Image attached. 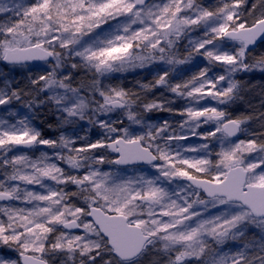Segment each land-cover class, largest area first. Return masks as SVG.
I'll return each mask as SVG.
<instances>
[{
  "label": "snow or ice",
  "instance_id": "1",
  "mask_svg": "<svg viewBox=\"0 0 264 264\" xmlns=\"http://www.w3.org/2000/svg\"><path fill=\"white\" fill-rule=\"evenodd\" d=\"M0 264H264V0H0Z\"/></svg>",
  "mask_w": 264,
  "mask_h": 264
},
{
  "label": "rangeland",
  "instance_id": "2",
  "mask_svg": "<svg viewBox=\"0 0 264 264\" xmlns=\"http://www.w3.org/2000/svg\"><path fill=\"white\" fill-rule=\"evenodd\" d=\"M129 79H131V78H129Z\"/></svg>",
  "mask_w": 264,
  "mask_h": 264
},
{
  "label": "trees",
  "instance_id": "3",
  "mask_svg": "<svg viewBox=\"0 0 264 264\" xmlns=\"http://www.w3.org/2000/svg\"><path fill=\"white\" fill-rule=\"evenodd\" d=\"M130 78V77H129Z\"/></svg>",
  "mask_w": 264,
  "mask_h": 264
}]
</instances>
